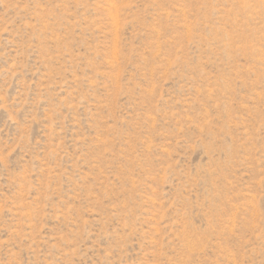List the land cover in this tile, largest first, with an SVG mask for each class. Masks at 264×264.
<instances>
[{"label": "rangeland", "instance_id": "obj_1", "mask_svg": "<svg viewBox=\"0 0 264 264\" xmlns=\"http://www.w3.org/2000/svg\"><path fill=\"white\" fill-rule=\"evenodd\" d=\"M0 264H264V0H0Z\"/></svg>", "mask_w": 264, "mask_h": 264}]
</instances>
